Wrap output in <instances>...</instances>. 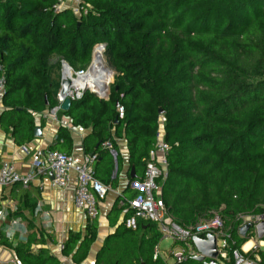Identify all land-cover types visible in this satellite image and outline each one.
I'll list each match as a JSON object with an SVG mask.
<instances>
[{"label":"trees","instance_id":"trees-1","mask_svg":"<svg viewBox=\"0 0 264 264\" xmlns=\"http://www.w3.org/2000/svg\"><path fill=\"white\" fill-rule=\"evenodd\" d=\"M54 4L0 0V129L14 144L30 143L34 114L57 105L59 62L53 67L50 59L85 71L94 46L104 45L115 72L107 98L85 91L64 113L72 126L90 129L83 150L95 156V178L115 186L103 145L117 150L122 139L135 175L128 171L129 183L141 181L161 130L169 150L159 198L174 222L189 227L220 212L228 224L264 211V0H81L77 14L54 13ZM68 139L59 127L55 141ZM116 159L119 172L118 153ZM130 191L128 200L139 192ZM131 216L122 215L94 264H167L153 259L156 225L137 219L128 228ZM237 225L232 237L240 247L246 239ZM92 228L77 249L78 236L66 241L63 252L73 262L85 257ZM30 247L14 249L19 264H61ZM258 254L264 262V250Z\"/></svg>","mask_w":264,"mask_h":264},{"label":"crops","instance_id":"crops-1","mask_svg":"<svg viewBox=\"0 0 264 264\" xmlns=\"http://www.w3.org/2000/svg\"><path fill=\"white\" fill-rule=\"evenodd\" d=\"M50 110L34 114V124L41 128V137H33L25 147L14 144L11 137L0 129V164L9 162L23 175L30 170L31 155L36 148H54L62 153L71 154L76 162H81L83 157L87 156L83 144L90 129L72 126L64 111L58 110L52 115ZM59 127H64L68 131L70 139L65 142L55 141ZM116 146L117 150L109 148V152L113 158L111 178H116L117 181L113 187L107 185L110 190L99 204V216L96 219H88L73 204L74 173H71L70 181L64 188L52 187L50 176H36L26 188L19 184L0 187V258L16 260L14 249L31 241L32 253L42 251L45 256L53 257L61 264H94L97 254L105 248L106 242L122 222L123 214L120 212L116 216V210L121 208L122 200L130 198V190L134 189L127 176L130 166L126 143L122 139H117ZM117 153L122 160L119 172ZM93 223L95 238L82 261L75 263L70 255H64V245L69 237L76 235L78 240L73 249H77L88 233L93 231ZM159 243L156 250L160 253ZM174 245L172 243L165 255L167 259L160 254L167 264H173L168 260L170 251L179 249L177 245V248H174Z\"/></svg>","mask_w":264,"mask_h":264},{"label":"built area","instance_id":"built-area-1","mask_svg":"<svg viewBox=\"0 0 264 264\" xmlns=\"http://www.w3.org/2000/svg\"><path fill=\"white\" fill-rule=\"evenodd\" d=\"M80 1L55 0L53 12L59 13L63 10H71L77 14ZM72 90L67 96L71 100L80 99L82 91L72 94ZM3 94V82L0 81V111L2 109ZM56 99L57 105L50 110L52 115L59 110V105L64 100L58 93ZM122 115L123 109L120 107L118 108V117L122 118ZM163 135L164 133L161 130L156 134V142L149 152L142 180L139 182L133 181L136 183L135 186H132L133 182L131 183V186L139 192L132 199L122 200L121 202L120 206L124 208L122 214L129 211L133 212V216L126 220V226L134 228L137 219L155 224L162 239H168L179 247L178 251H170L169 257L173 263H182L199 256L200 253L194 247L192 239L197 237L205 240L207 236H211L215 239L216 257L213 259L205 258L204 262L206 264L211 262L215 264H264L258 254L259 251L264 249V234L261 238L257 236V226L264 222V211L256 215L238 214L228 224L218 212L214 213L209 219L200 220L189 227L178 225L168 215L159 198L161 182L167 176L168 166L167 153L169 147L164 142ZM103 146L110 148L109 143H105ZM94 162V155L91 157L84 156L81 162H76L71 154L46 148H36L31 155L30 170L23 175L18 173L14 165L9 162L0 164V187L19 184L26 188L36 176H50L52 187L64 188L70 181L71 173H74L73 204L88 219H96L99 216V204L106 198L110 188L95 178ZM234 223L238 224L236 227L238 237L246 239V242L240 247H236V242L232 237ZM245 225L250 227L245 235H241L239 229ZM248 243H250V246L245 249ZM158 257L161 258L160 253L155 249L153 259L155 260ZM0 264L19 263L13 258H0Z\"/></svg>","mask_w":264,"mask_h":264},{"label":"water","instance_id":"water-1","mask_svg":"<svg viewBox=\"0 0 264 264\" xmlns=\"http://www.w3.org/2000/svg\"><path fill=\"white\" fill-rule=\"evenodd\" d=\"M98 46L102 47L103 50H104V45H98ZM94 50L95 49H93V51H92V58H93V55H94ZM64 65L68 67V65L66 63ZM90 65H91V63H90ZM90 65H89V67H90ZM88 68L85 71L84 70L77 71L76 75H83L88 70ZM72 88H73L72 81L70 79H68V78H65L63 76V73H62V77L60 79V88L58 90V94L61 97H63L64 100L59 105V110L64 111V112L68 111L72 100L67 95L70 94V91H71ZM86 90L87 89L84 88L82 90L81 94H83ZM88 90L91 93L96 94L99 98H102V99H106L107 98V95H108L107 93L99 95L93 90H90V89H88ZM74 93H76V90H72V94H74ZM116 106H117V104H116ZM33 135H34L35 138L41 137V128L39 126H36L34 128ZM88 156L91 157L92 154H89ZM129 175H130L131 179H133L135 177L133 167L130 169V174ZM135 185H136V183L133 182L132 186H135ZM249 227H250L249 225H245V226L241 227L239 229V233L241 235H245V233L249 229ZM263 234H264V222H262L261 224H259L257 226V236H258V238H261ZM192 243H193L194 247L196 248V250L200 253L199 256L193 258L194 260H196L198 262H201L203 264H206L204 262L205 258L213 259V258L216 257L215 239L213 237L207 236L205 240H202V239H199L197 237H194L192 239ZM209 264H215V263L211 262Z\"/></svg>","mask_w":264,"mask_h":264},{"label":"bare ground","instance_id":"bare-ground-1","mask_svg":"<svg viewBox=\"0 0 264 264\" xmlns=\"http://www.w3.org/2000/svg\"><path fill=\"white\" fill-rule=\"evenodd\" d=\"M94 49L92 63L83 75H77V77L73 78L71 69L66 66L63 71V76L72 80V89L76 90V92H81L85 88L102 95L107 93L108 85L113 78V72L104 63L103 48L98 46ZM249 246L250 243L245 246V249Z\"/></svg>","mask_w":264,"mask_h":264},{"label":"rangeland","instance_id":"rangeland-1","mask_svg":"<svg viewBox=\"0 0 264 264\" xmlns=\"http://www.w3.org/2000/svg\"><path fill=\"white\" fill-rule=\"evenodd\" d=\"M99 44H96L95 46H94V48L95 47H97ZM93 48V49H94ZM103 60H104V63H105V65L113 72V78H112V81H111V83H109V85H108V88H107V94H108V92H109V86L113 83V81H114V74H115V72H114V70L112 69V67L110 66V64H109V62H108V60H107V58L103 55ZM57 62H59V67L58 68H54V76H55V79H57L59 82H60V79H61V77H62V73H63V68H64V64L66 63L64 60H61L60 59V61H59V59L58 58H56V57H53L52 58V60H51V66H56L57 65ZM90 63H92V55H91V61H90ZM90 63H89V65H90ZM67 64V63H66ZM68 65V64H67ZM89 65L86 67V69L89 67ZM68 67L71 69V72H72V77L73 78H75V77H77V75H76V72L77 71H79L80 69H72L69 65H68ZM85 69V70H86ZM82 70V69H81ZM86 91H89L88 89L86 90ZM171 245H172V243L170 242V241H167V240H164V239H162L161 241H160V243H159V245H158V249H159V251H160V254H161V256L164 258V259H167L168 257L167 256H165L166 255V253H168V250L170 249V247H171ZM174 248H177L176 246L174 247ZM168 260H170V263H173V261H172V259L170 258V259H168Z\"/></svg>","mask_w":264,"mask_h":264}]
</instances>
